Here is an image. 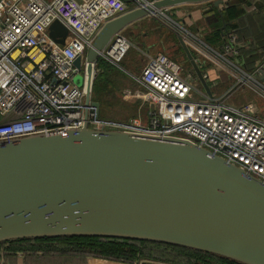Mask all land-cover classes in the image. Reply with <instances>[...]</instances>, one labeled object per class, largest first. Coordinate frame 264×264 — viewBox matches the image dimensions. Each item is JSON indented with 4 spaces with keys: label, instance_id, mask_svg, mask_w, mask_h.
<instances>
[{
    "label": "water",
    "instance_id": "obj_1",
    "mask_svg": "<svg viewBox=\"0 0 264 264\" xmlns=\"http://www.w3.org/2000/svg\"><path fill=\"white\" fill-rule=\"evenodd\" d=\"M208 1L162 0L106 23L87 56L74 63L84 71L75 83L84 86L86 102L92 100L100 53L115 36L159 10ZM68 36L60 22L51 25L56 43L65 45ZM179 40L213 97L191 50ZM72 236L166 244L238 264H264V182L185 137L85 126L64 136L0 143V251L20 240Z\"/></svg>",
    "mask_w": 264,
    "mask_h": 264
},
{
    "label": "built area",
    "instance_id": "obj_2",
    "mask_svg": "<svg viewBox=\"0 0 264 264\" xmlns=\"http://www.w3.org/2000/svg\"><path fill=\"white\" fill-rule=\"evenodd\" d=\"M158 1L162 0H0V143L64 136L85 126L99 132L185 137L264 182V112L254 103L235 105L230 99L250 83L264 94V57L254 70L246 71L236 34L228 33L221 52L196 36H181L189 49L235 78L234 86L221 96H209L191 72L158 53L149 57L139 77L131 75L141 88L127 96L128 102L146 109V120L105 118L93 99L86 102L84 86L75 83L84 72L74 66L76 59L87 56L106 23ZM56 21L69 32L65 45L50 37ZM130 49L120 33L99 59L118 67Z\"/></svg>",
    "mask_w": 264,
    "mask_h": 264
},
{
    "label": "trees",
    "instance_id": "obj_3",
    "mask_svg": "<svg viewBox=\"0 0 264 264\" xmlns=\"http://www.w3.org/2000/svg\"><path fill=\"white\" fill-rule=\"evenodd\" d=\"M252 1H235L222 11L214 9L209 11V14L207 13L209 27L203 29V32L207 33L205 43L211 46L218 45L220 49L227 40L228 33L236 34L242 44L240 60L244 62L249 71L254 70L256 63L264 57V26L262 24L264 16L258 13ZM257 1L259 0H256V3ZM252 12L253 14L249 15ZM245 15L252 19L249 28L242 24ZM225 25L226 28H223ZM131 26L132 24L122 34H129ZM255 32L258 33L255 34L257 36L254 39L255 44L251 45L246 39L251 34L254 35ZM129 37L132 38V36ZM191 53L197 57L193 50ZM96 69L97 76L93 85L92 99L100 103L102 117L119 120V118L109 115L117 107V103L106 100L110 98L111 91H119L109 79L112 74L111 70L115 71L117 68L107 61L99 59ZM185 71L187 70L185 69ZM136 85V89L132 92L140 90L141 87L137 83ZM133 103L135 111L142 110L139 103ZM129 119L136 118L133 116L125 120ZM2 250L5 252L6 264H16L17 261L14 263L11 261L18 254H23L27 264H73L71 263L73 258H79L78 260L81 259V261L96 258L125 263L141 261L142 264H238L207 253L166 244L84 236L20 240L4 244ZM38 253H42V255L40 256Z\"/></svg>",
    "mask_w": 264,
    "mask_h": 264
},
{
    "label": "rangeland",
    "instance_id": "obj_4",
    "mask_svg": "<svg viewBox=\"0 0 264 264\" xmlns=\"http://www.w3.org/2000/svg\"><path fill=\"white\" fill-rule=\"evenodd\" d=\"M252 2L255 4L256 0H253ZM257 2H264V0H259ZM202 8V5H185L183 7H176L171 9L170 14L159 13L156 16H150L139 20L132 24L131 29L128 32L130 35L126 33L122 34L123 37L131 44V49L125 55L119 66H114L117 69L115 71L111 70L112 74L109 79L116 86V89H119V91H111L110 98L106 99L112 103H117V107H115L109 115H112L113 118H119L121 120L132 118L134 116V103L128 102L127 99V96L133 93L132 91L137 87L132 76L139 77L141 75L150 56L158 53H164L173 60L176 58L174 61L180 63L187 71L190 69V61L181 46L179 37L182 36L184 38H188L191 37V35L198 36L199 31L201 38L199 36L198 37L205 43L207 33H204V30H202L203 28L200 27H209L208 24L205 23L208 19L207 17L209 13L206 12L203 14L202 19L200 20H194L199 18L200 13L198 12ZM259 11L261 13V10ZM187 14L194 15V19L192 16L188 17ZM252 14L253 12L249 15ZM243 18L244 22L242 24L244 27H246L247 24H252V19L248 18L247 15ZM182 28L186 29L187 33L182 31ZM129 36H132V38ZM202 48H204L203 45ZM258 91L259 90L250 83L233 94L231 98L233 103L236 104L248 101L257 102L262 100V97L264 98V94L261 93L262 95H259ZM17 259L19 260V257L12 260L11 263L16 262ZM80 263L81 261L78 260L77 264Z\"/></svg>",
    "mask_w": 264,
    "mask_h": 264
},
{
    "label": "crops",
    "instance_id": "obj_5",
    "mask_svg": "<svg viewBox=\"0 0 264 264\" xmlns=\"http://www.w3.org/2000/svg\"><path fill=\"white\" fill-rule=\"evenodd\" d=\"M217 1L218 0H211V1H208V2H205V3L194 4V5H202V7H203L198 12V13H200L199 18L198 19H194V15H192V14H189V15L187 14V16L188 17H191L192 16V18L194 20H200V19H202L203 14H205L206 12H209V11H211L213 9L214 10L222 11L226 7H228L232 2H234V1H240V0H223L224 2L222 4L215 5V3ZM257 3H259V7H256V3H255L256 10L259 11V9H260L262 16H264V6H263L264 5V2H257ZM194 5H188V6H194ZM181 7H183V6H181ZM189 8H193V7H189ZM257 8H259V9H257ZM258 13H260V12H258ZM205 23L208 24L207 22H205ZM262 24L264 26V18H263ZM257 26H258L259 32L261 33V31H260L261 29H260V27H259L258 24H257ZM249 27H250V24H247L246 28H249ZM200 28H203L204 29V27H200ZM223 28H226V25L223 26ZM202 30H200V31H202ZM256 33L257 32H255L254 35L251 34V36L246 39L251 45L255 44L254 39H255V37H257L255 35ZM198 36L200 37L199 31H198ZM198 36H196V37H198ZM207 45L209 47H211L212 49H214L215 51H217V52H221L222 51L218 45L217 46H211L209 44H207ZM195 57H194V59L196 61V64L198 65V68L201 70V73H202L204 79L206 80V82H207V84H208V86H209V88L212 91V93H213L214 96H216V97L221 96V95L225 94L229 89H231L234 86V83H235V78L234 77H230L226 73L221 72L219 69L215 68V66L211 62L205 60L203 57H201L199 55H197L196 58ZM244 68H245L246 71L248 70L245 67V65H244ZM188 72H191L194 75V79L197 80V85L200 88H204L202 86L201 80L199 78H197L196 74L193 72L192 65H191V67H190V69H189ZM262 81H263V79H262ZM230 99H231V102L233 103L232 98H230ZM261 99L262 100L257 101V102H250V101H248V102L254 103L261 111H264V107H263L264 106V103H262V102H264L263 101L264 98L262 97ZM243 103H247V102H243ZM243 103H240V104L233 103V104H235V105H241ZM133 115H134L135 118H141L142 120H146V117H147L146 109L143 108L140 111H135V112H133ZM2 246H1V251H0V264H6L5 259H4L5 252H3V250H2ZM38 255L41 256L42 253H38ZM17 257H19V260L17 259V263L16 264H27L26 261H25V258L23 256V254H18ZM78 259L79 258H77V259H74V258L71 259L72 260L71 263L77 264ZM79 261H81V259ZM80 264H138V262L135 261V262L125 263V262H119V261H114V260H103V259H96L95 258V259H88L87 261H81Z\"/></svg>",
    "mask_w": 264,
    "mask_h": 264
},
{
    "label": "bare ground",
    "instance_id": "obj_6",
    "mask_svg": "<svg viewBox=\"0 0 264 264\" xmlns=\"http://www.w3.org/2000/svg\"><path fill=\"white\" fill-rule=\"evenodd\" d=\"M16 54H17V53H16ZM16 54H15V55H16ZM42 58H43V56L40 55V56L37 58V61H40Z\"/></svg>",
    "mask_w": 264,
    "mask_h": 264
}]
</instances>
